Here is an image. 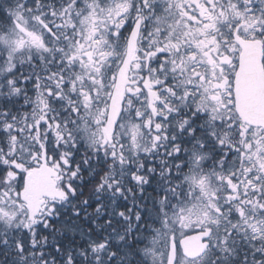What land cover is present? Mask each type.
<instances>
[{"label": "snow or ice", "instance_id": "6c2138e0", "mask_svg": "<svg viewBox=\"0 0 264 264\" xmlns=\"http://www.w3.org/2000/svg\"><path fill=\"white\" fill-rule=\"evenodd\" d=\"M0 264H264V0H0Z\"/></svg>", "mask_w": 264, "mask_h": 264}]
</instances>
